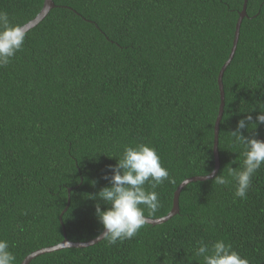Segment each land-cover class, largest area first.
<instances>
[{
  "label": "trees",
  "instance_id": "1",
  "mask_svg": "<svg viewBox=\"0 0 264 264\" xmlns=\"http://www.w3.org/2000/svg\"><path fill=\"white\" fill-rule=\"evenodd\" d=\"M243 1L53 0L26 31L22 50L0 68V239L14 264L64 233L86 241L102 231L88 194L108 184L103 177L117 162L110 156L125 145H151L169 172L151 218L169 212L182 180L212 171L217 77ZM42 5L0 0L20 25ZM222 83L216 175L242 159L228 131L243 111L255 116L264 104V0H247ZM242 131L264 140V125ZM216 239L249 264H264V165L245 199L212 178L192 181L179 194L178 213L132 239L64 247L28 264H203L191 249Z\"/></svg>",
  "mask_w": 264,
  "mask_h": 264
},
{
  "label": "clouds",
  "instance_id": "2",
  "mask_svg": "<svg viewBox=\"0 0 264 264\" xmlns=\"http://www.w3.org/2000/svg\"><path fill=\"white\" fill-rule=\"evenodd\" d=\"M26 36L22 25L14 23L7 11L0 10V68L8 66L22 50ZM252 111H243L245 115L228 131L232 142L240 149L239 166L225 165L223 171L212 176L215 185L231 186L234 199L247 197L253 175L264 165V140L246 136L242 131L251 132L257 125H264V104H257L255 116ZM110 157H115L117 162L108 166L110 174L103 177L108 184L88 196L97 201L94 215L102 225L99 240L115 245L135 237L148 223V218L158 212L160 200L156 189L169 180L170 175L162 166L156 149L145 143L125 145L118 156ZM100 201L105 205L103 210ZM191 255L202 259L203 264H249L246 257L223 239L211 243L198 241ZM15 260L9 242L0 239V264H14Z\"/></svg>",
  "mask_w": 264,
  "mask_h": 264
},
{
  "label": "water",
  "instance_id": "3",
  "mask_svg": "<svg viewBox=\"0 0 264 264\" xmlns=\"http://www.w3.org/2000/svg\"><path fill=\"white\" fill-rule=\"evenodd\" d=\"M246 3H247V0H244L243 5H242V9L239 12V16H238V19H237V22L235 25L234 37H233L232 46H231L228 58L225 60V62L221 66V68L218 72V77H217V83H218L219 92H220V102H219L218 112H217V116L215 118L214 128H213V133H214L213 146H212L213 159H214L213 169L208 174L194 175V176H190V177H187L186 179L182 180L181 183L177 186L176 190L174 191L173 199H172V207L169 210V212L167 214H165L164 216H161V217H156V218L149 217L148 218L149 224L154 225V224L163 223L164 221L168 220L173 215L178 213V211H179V194H180L182 188L186 184H188L189 182H192V181H197V180L202 181V180L210 179V178H212L213 175H216V173L219 170L220 162H219V155H218V131H219V124H220V121L222 118L223 106H224V90H223L222 77H223L224 70L226 69V67L230 63V61L232 60L234 53H235V50H236L241 21H242L243 17L246 15ZM54 6H55V4H54L53 0H43V5H42L40 11L32 19H30L29 21H27L26 23H24L22 25L24 31L26 32L27 30H29L32 27H34L35 25H37L47 15L49 10L51 8H53ZM69 201H70V196L68 195L67 205L63 209L62 213L67 209ZM62 213H61V215H62ZM61 215H60V219H61ZM98 236H99V234L97 236H95L94 238H91V239L86 240V241H71L66 237V234L64 233V238L62 241H60L57 244L51 245V246L41 247V248L33 250L32 252H30L29 254H27L23 258V260L20 262V264H28L31 259H33L35 256H37L39 254L51 252V251L58 250V249H61L64 247H85V246H89V245L94 244L97 241H99Z\"/></svg>",
  "mask_w": 264,
  "mask_h": 264
}]
</instances>
